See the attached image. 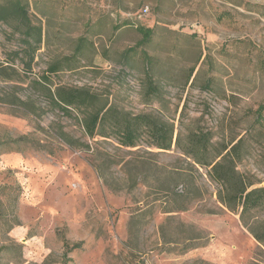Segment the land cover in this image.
Wrapping results in <instances>:
<instances>
[{
  "label": "rangeland",
  "instance_id": "1",
  "mask_svg": "<svg viewBox=\"0 0 264 264\" xmlns=\"http://www.w3.org/2000/svg\"><path fill=\"white\" fill-rule=\"evenodd\" d=\"M23 1L43 42L26 79L0 80V264H264L250 232L264 235V208L247 226L221 203L211 168L181 153L196 132L210 136L211 158L243 138L237 171L251 189L264 187V0ZM139 29L151 31L148 41ZM23 40L0 24V61ZM43 76L53 93L86 89L100 104L173 124L180 149L91 140L78 111L65 115L36 85ZM60 130L90 149H70ZM22 136L52 153L8 141ZM172 186L177 197L167 196Z\"/></svg>",
  "mask_w": 264,
  "mask_h": 264
},
{
  "label": "trees",
  "instance_id": "2",
  "mask_svg": "<svg viewBox=\"0 0 264 264\" xmlns=\"http://www.w3.org/2000/svg\"><path fill=\"white\" fill-rule=\"evenodd\" d=\"M0 24L11 26L13 33L20 34L24 38L22 49L11 53L12 56L9 59L7 58L6 62L0 61V80L6 82L22 81L32 72L36 53L43 42V29L41 26L33 24L27 5L23 0H0ZM139 32L143 35L142 41H148L151 31L139 29ZM85 42V38L79 39V45L76 48L77 54L82 52ZM16 61H20L23 66V76L20 75V72L15 67ZM145 61L147 70H149L151 59L147 57ZM49 70L50 74H57L59 67L52 65ZM195 70L191 71L189 75L188 84L191 81V86L197 78L198 72L194 74ZM147 75L149 76L148 73ZM35 83L46 92L49 102L60 108L65 115H72L71 110L78 111L82 116L79 122L85 135L91 140L97 137L104 140H113L120 149L144 148L171 151L174 145H177L178 149H180L181 139L179 136L175 139V126L173 124L166 123L152 115L125 113L116 107L109 106L107 102L100 104V98L86 89L59 87L53 93L49 87L51 84L49 76H43L40 81H35ZM147 85L146 94L148 96L152 97L158 94V88L152 79H148ZM263 113L264 104L257 110V120L263 122L264 125ZM57 134L58 139L72 150L85 151L90 149V145L62 130ZM190 136L188 145L190 149L181 150V153L191 158L195 164L211 168L213 179L219 182L223 188V195L221 194L220 196L221 203L230 212L240 214L243 222L250 226L245 220L246 216L253 210L264 208V187L251 189L253 184L249 183L237 171L236 164L237 161L242 159L244 139H240L234 145L223 147L211 158L208 153L209 147L212 146L210 136L203 132L192 133ZM8 141L15 144H31L38 150L49 151L46 145L34 141L28 136L9 139ZM0 144H6V141H0ZM192 148H198L199 153L196 154L197 152L193 151ZM49 152L52 153V151ZM97 170L100 176L106 180L102 165H99ZM173 186L166 190L167 196L177 197L174 195ZM178 197L181 196L178 195ZM250 232L255 240L263 246L264 235L254 231L251 227ZM81 246V244H76L72 247L65 245V253L68 254L78 250ZM5 248L3 246L0 247V252Z\"/></svg>",
  "mask_w": 264,
  "mask_h": 264
},
{
  "label": "built area",
  "instance_id": "3",
  "mask_svg": "<svg viewBox=\"0 0 264 264\" xmlns=\"http://www.w3.org/2000/svg\"><path fill=\"white\" fill-rule=\"evenodd\" d=\"M145 12H148V8H147V9H145Z\"/></svg>",
  "mask_w": 264,
  "mask_h": 264
}]
</instances>
